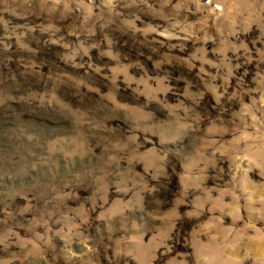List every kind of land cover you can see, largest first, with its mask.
Instances as JSON below:
<instances>
[{"label":"rangeland","instance_id":"obj_1","mask_svg":"<svg viewBox=\"0 0 264 264\" xmlns=\"http://www.w3.org/2000/svg\"><path fill=\"white\" fill-rule=\"evenodd\" d=\"M0 264H264V0H0Z\"/></svg>","mask_w":264,"mask_h":264}]
</instances>
